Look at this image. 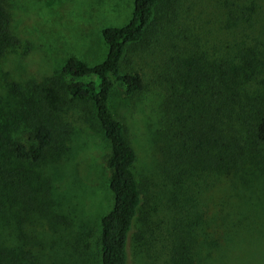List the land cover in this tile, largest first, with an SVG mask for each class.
<instances>
[{
  "label": "rangeland",
  "instance_id": "obj_1",
  "mask_svg": "<svg viewBox=\"0 0 264 264\" xmlns=\"http://www.w3.org/2000/svg\"><path fill=\"white\" fill-rule=\"evenodd\" d=\"M3 2L19 44L0 61V172L23 175L30 195L17 199L0 173V214H12L15 245L31 253V264L65 258L74 263L80 253L99 258L101 218L111 210L113 195L108 144L91 110L67 107L64 117L75 130L60 152L39 164L15 159L6 145L32 144L33 83L49 78L59 86L68 83L60 70L72 56L91 66L102 62L107 54L102 30L127 24L135 0ZM183 50L227 68L237 81L239 100L254 103L264 96V0L169 1L143 42L124 59L123 70L138 73L144 89L128 98L117 87L111 108L138 154L134 173L150 234L146 248L143 241L130 239L128 264H224L226 258L228 264H264V169L198 171L181 186L158 169L154 147L166 97L160 74L167 55Z\"/></svg>",
  "mask_w": 264,
  "mask_h": 264
},
{
  "label": "trees",
  "instance_id": "obj_2",
  "mask_svg": "<svg viewBox=\"0 0 264 264\" xmlns=\"http://www.w3.org/2000/svg\"><path fill=\"white\" fill-rule=\"evenodd\" d=\"M169 1L172 0H135L127 24L102 30L107 46L102 62L91 66L72 56L60 70V76L68 78V83L59 86L55 78L33 83L37 100L28 119L32 144L12 141L6 145L7 152L15 159L32 164L60 152L75 130L64 117L68 106L91 110L108 144L106 164L110 171L108 187L113 195V206L101 218L99 258L94 252L85 257L80 253L77 262L69 263L65 258L56 264H128L130 239L143 241L144 248L149 244L142 186L134 173L138 154L124 124L111 108V96L117 87L122 88L128 98L144 89L141 76L124 71L123 61L130 48L143 42ZM18 44L19 40L11 31L10 13L0 0V61ZM183 51L182 55H167L160 74L166 97L162 108L163 128L154 147L159 157V171L171 183L181 186L198 171L238 174L249 172L247 167L251 165L263 170L264 96L254 103L246 99L247 104H243L239 100L237 81L227 68L219 67L216 62L208 63L206 56L195 58ZM0 173L4 175L9 193L17 199H27L30 192L23 175L14 176L15 172L7 170ZM2 215L0 264H31L34 261L31 253L23 244L15 245L12 214ZM229 261L226 258L224 264Z\"/></svg>",
  "mask_w": 264,
  "mask_h": 264
}]
</instances>
